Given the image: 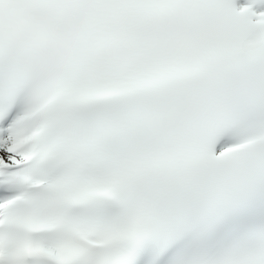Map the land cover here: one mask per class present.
Returning a JSON list of instances; mask_svg holds the SVG:
<instances>
[{"label": "snow or ice", "instance_id": "snow-or-ice-1", "mask_svg": "<svg viewBox=\"0 0 264 264\" xmlns=\"http://www.w3.org/2000/svg\"><path fill=\"white\" fill-rule=\"evenodd\" d=\"M0 264H264V0H0Z\"/></svg>", "mask_w": 264, "mask_h": 264}]
</instances>
